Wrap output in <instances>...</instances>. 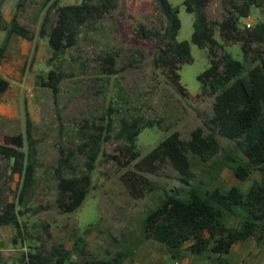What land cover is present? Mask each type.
<instances>
[{
  "label": "rangeland",
  "instance_id": "obj_1",
  "mask_svg": "<svg viewBox=\"0 0 264 264\" xmlns=\"http://www.w3.org/2000/svg\"><path fill=\"white\" fill-rule=\"evenodd\" d=\"M16 1H1V17L7 25L15 15L32 37L6 35L5 29H0V78L7 81L0 95V145L15 148L8 142L20 136L22 145L17 150L22 154V165L27 162L25 105L34 141L35 173L30 193L20 196L22 172L14 169L13 158L0 154V212L11 203L18 223V229L0 224V264H24L27 253L48 257L54 245H62L74 261L80 256L110 258L120 252L126 255L123 264H218L210 252L194 255L186 251L181 259L173 260L162 244L141 237L143 217L165 195L185 198L190 188L204 192L230 186L244 192L253 182L264 179L258 168H251L244 179L235 177L233 168L244 165L247 159L237 140L219 135L208 121L215 93L201 90L196 75L221 51L216 48L212 57L206 46L199 48L190 42L192 15L184 10L183 0L167 1L177 11L175 40L188 42L190 59L170 74L165 67L154 68L151 62L157 50L154 34L164 25L154 0H24L19 7ZM74 5H91L96 11L76 25L73 43L63 39L59 51L52 55L48 39L59 25L58 15ZM225 9L221 0H210L205 15L214 23L213 37L224 52L240 62L239 76L245 77L264 56L263 44L224 38L219 23L227 15ZM259 22H264V0L251 6L237 27L250 28ZM138 24L149 37L136 36ZM108 58L112 65H108ZM108 67L114 72L108 74ZM50 69L63 74L55 94L43 84ZM123 117L154 122L135 137L136 160L170 132L187 139L197 126L203 134L212 132L220 150L207 161L187 152L193 173L187 184L167 162L161 163L155 171L143 173L155 188L132 198L120 175L134 161L128 162L119 152L121 143L113 136ZM90 130L100 133L90 188L77 208L59 212L54 204L57 174L62 173L59 160L67 158L70 169L80 172L83 157L79 149ZM225 221L233 227L238 224L231 216ZM77 237L84 241V255H77ZM221 258L229 264H264V231L259 242L253 238L238 241Z\"/></svg>",
  "mask_w": 264,
  "mask_h": 264
},
{
  "label": "trees",
  "instance_id": "obj_2",
  "mask_svg": "<svg viewBox=\"0 0 264 264\" xmlns=\"http://www.w3.org/2000/svg\"><path fill=\"white\" fill-rule=\"evenodd\" d=\"M23 1L17 0L16 6H21ZM154 1L164 18V25L161 32L154 34L157 50L151 62L154 68L165 67L170 74L180 63L190 59L189 46L185 40H175L179 28L177 11L167 0ZM208 1L210 0L182 1L184 10L192 15L190 42L199 48L206 46L212 57L215 56L216 48L221 51L218 58H211L208 66L196 75L201 90L206 89L209 94L215 93L211 106L212 114L208 121L219 135L237 140L247 159L244 165L238 164L233 168L235 177L244 179L251 168H258L264 178V56L246 71L245 77H240L242 70L240 62L224 52L213 37L214 23L205 15ZM221 1L227 14L219 23L222 36L235 38L243 43L261 42L264 53V22L255 23L252 27L241 30L237 27L238 20L247 17L249 8L257 6L260 0ZM95 11L96 8L91 5L84 7L74 5L60 12L57 19L59 25L54 31V36L48 39L52 55L59 51L63 39L70 45L73 43L76 25ZM0 29H5L6 35L13 33L25 39L32 37L30 31L17 22L15 15H12L6 25L0 13ZM135 34L139 38L150 36L142 24L135 27ZM106 61L108 65L113 64L110 58ZM113 72L114 69L108 67L107 73ZM62 77L63 74L59 70L50 69L43 84L55 94ZM6 87L7 81L0 78V95ZM24 117L29 148L27 162L22 165L23 157L17 150L22 145L20 136L12 137L8 142L15 148L0 145V154L13 158L14 169L22 172L20 196L30 193L35 173L34 141L29 135L30 121L25 105ZM153 125L151 119L123 117L118 130L113 134L121 143L119 152L128 162L134 161L132 167L120 175V181L132 198H140L155 188L143 173L155 171L161 163L167 162L180 175V181L187 184L193 176L187 152H191L202 161H207L220 150L212 132L203 134L202 128L197 126L190 131L187 139L180 138L176 131L170 132L136 160L139 153L135 149V137L142 128ZM99 142V132L90 130L84 136L79 149L83 157L80 172L75 173L70 169L71 163L67 158L59 160L58 166L62 168V173L57 174L54 199L59 212L73 211L88 192L91 183L90 172L98 153ZM68 167L69 171H66ZM12 206L11 203H7L2 207L0 224H12L18 229ZM227 216L237 218V226L229 225L225 221ZM262 231H264V179L253 182L244 192L236 186H230L226 189L214 187L204 192L190 188L185 198L174 194L165 195L145 214L141 224L142 239L162 244L171 259L176 261L181 259L186 251L194 255L210 252L214 254V260L218 264H229L221 256L227 254L234 243L249 238L259 242ZM74 247L77 248V255L85 254L84 241L80 237L75 239ZM49 252L48 257H43L38 252L27 253L24 264H123L126 258L125 253L117 252L110 258L80 256L81 259L74 261L68 257V251L62 245L52 246Z\"/></svg>",
  "mask_w": 264,
  "mask_h": 264
},
{
  "label": "built area",
  "instance_id": "obj_3",
  "mask_svg": "<svg viewBox=\"0 0 264 264\" xmlns=\"http://www.w3.org/2000/svg\"><path fill=\"white\" fill-rule=\"evenodd\" d=\"M250 23L248 21L245 22V26L249 27Z\"/></svg>",
  "mask_w": 264,
  "mask_h": 264
}]
</instances>
